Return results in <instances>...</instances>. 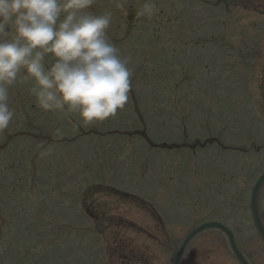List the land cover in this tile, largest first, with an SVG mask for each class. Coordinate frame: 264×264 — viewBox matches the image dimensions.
I'll return each instance as SVG.
<instances>
[{
	"label": "rangeland",
	"instance_id": "374dc122",
	"mask_svg": "<svg viewBox=\"0 0 264 264\" xmlns=\"http://www.w3.org/2000/svg\"><path fill=\"white\" fill-rule=\"evenodd\" d=\"M144 2L95 0L87 10L111 13L110 43L129 58L128 100L115 116L84 125L76 113L41 110L24 71L9 86L0 264H172L191 229L213 220L250 264H264L247 191L264 172V0H151L154 15L138 17ZM126 15L142 27L154 20L159 35L126 32ZM208 137L226 149L203 147ZM194 138L203 148L191 153ZM105 189L149 205H124ZM85 210L100 220L91 225ZM259 211L264 222V187ZM180 264L239 263L221 234L205 232Z\"/></svg>",
	"mask_w": 264,
	"mask_h": 264
},
{
	"label": "clouds",
	"instance_id": "9594fccd",
	"mask_svg": "<svg viewBox=\"0 0 264 264\" xmlns=\"http://www.w3.org/2000/svg\"><path fill=\"white\" fill-rule=\"evenodd\" d=\"M94 2L0 0V131L15 116L9 86L22 71L35 81L30 91L41 110L76 113L89 125L123 109L132 76L129 58L107 39L111 13L87 11ZM155 10L145 0L137 16L150 18Z\"/></svg>",
	"mask_w": 264,
	"mask_h": 264
},
{
	"label": "water",
	"instance_id": "95a60500",
	"mask_svg": "<svg viewBox=\"0 0 264 264\" xmlns=\"http://www.w3.org/2000/svg\"><path fill=\"white\" fill-rule=\"evenodd\" d=\"M263 184H264V175L257 181V183L255 184V186L252 190L251 200H250V211H251V215H252V219H253L256 231H257V233H258V235H259V237H260V239L264 245V227L262 225V222H261V219L259 217L258 210H257V198H258L259 191H260ZM210 229L219 230L220 232H222L227 237L231 251H232L234 257L237 259V261L240 264H248V262L245 260V258L237 250V248L235 246V242L233 240V236L231 235V233L227 229H225L223 226L215 224V223L206 224V225H203V226H200V227L194 229L181 243V245L178 249L177 257H176L174 264H179V260L182 256L185 248L187 247V245L190 243V241L196 235H198L199 233L204 232L206 230H210Z\"/></svg>",
	"mask_w": 264,
	"mask_h": 264
},
{
	"label": "flooded vegetation",
	"instance_id": "af4514ba",
	"mask_svg": "<svg viewBox=\"0 0 264 264\" xmlns=\"http://www.w3.org/2000/svg\"><path fill=\"white\" fill-rule=\"evenodd\" d=\"M138 264H146L147 261H145L143 256H139L138 259L136 260Z\"/></svg>",
	"mask_w": 264,
	"mask_h": 264
},
{
	"label": "trees",
	"instance_id": "16d2710c",
	"mask_svg": "<svg viewBox=\"0 0 264 264\" xmlns=\"http://www.w3.org/2000/svg\"><path fill=\"white\" fill-rule=\"evenodd\" d=\"M125 225H126V226H129V227H131V228H134V226L132 227L130 224L125 223Z\"/></svg>",
	"mask_w": 264,
	"mask_h": 264
}]
</instances>
